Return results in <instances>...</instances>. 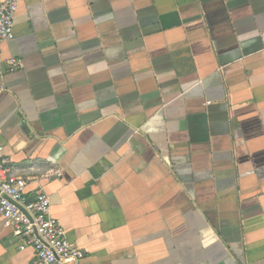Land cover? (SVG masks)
<instances>
[{"label": "crops", "instance_id": "obj_1", "mask_svg": "<svg viewBox=\"0 0 264 264\" xmlns=\"http://www.w3.org/2000/svg\"><path fill=\"white\" fill-rule=\"evenodd\" d=\"M14 33L0 147L84 263L264 264V0H21Z\"/></svg>", "mask_w": 264, "mask_h": 264}, {"label": "built area", "instance_id": "obj_2", "mask_svg": "<svg viewBox=\"0 0 264 264\" xmlns=\"http://www.w3.org/2000/svg\"><path fill=\"white\" fill-rule=\"evenodd\" d=\"M21 0L0 3V45L14 39V19ZM13 72L20 68L15 59L8 61ZM10 159L0 147V221L19 250L30 248L35 264H86L83 251L72 245L64 228L50 214L49 197L37 190L29 198L28 182L11 174Z\"/></svg>", "mask_w": 264, "mask_h": 264}]
</instances>
